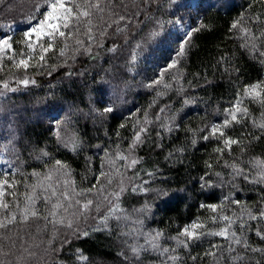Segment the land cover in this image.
Wrapping results in <instances>:
<instances>
[{"label":"snow or ice","instance_id":"snow-or-ice-1","mask_svg":"<svg viewBox=\"0 0 264 264\" xmlns=\"http://www.w3.org/2000/svg\"><path fill=\"white\" fill-rule=\"evenodd\" d=\"M218 4L227 9L230 0H218ZM13 11L12 0H0V13ZM25 20L26 28L19 39L9 24L0 25V29H8L0 32V112L8 111L4 100L9 93L39 87L33 73L54 77L63 70L66 78L74 75L81 78L86 98L82 91L80 102L87 108L86 113L78 105L66 107L51 81L49 92L36 100L47 109L45 116L55 140L54 147L74 157L84 154L88 145L73 117L123 115L131 88L128 76L131 74L134 80L136 75H141V62L157 52L161 53L163 68L157 65L152 75L143 74L142 86L152 89L155 96L142 114L140 109L128 110L136 119L126 147L115 143L110 149L96 144L94 147L103 156H97L99 165L92 166L94 157L84 155L85 173L80 185L68 160L57 158L47 144L28 151L29 144L21 145L17 130L9 125L5 143L0 145V163L7 165V170L0 171V236L10 227L27 225L33 219H42L45 229L49 225L52 228L46 241L33 240L27 247L20 245L23 252L16 256L18 264H23L25 253L28 257L35 256L34 249L39 250L41 245H46L43 248L46 255L63 253L67 246L72 264H90L84 249L75 248L73 240L88 238L95 232L110 235L115 232L122 238L124 250L119 253L122 264H144L145 256L150 254L159 258V264H188V261L204 264V258H209L211 264H264V78L237 83L226 105H217L213 119L202 121L198 127L185 125L181 115L186 106L197 103L188 91L196 85L187 79L186 67L195 36L212 27L210 22H205L207 12L202 5L193 6L190 0H33ZM229 32L241 41V48L264 65V0L249 3L245 13L231 20ZM124 50L127 55L120 68L112 61L120 59L118 54ZM232 56L222 54L216 66L223 65L225 73L231 67L239 81L240 70L231 64ZM81 57L103 63L73 68ZM199 75L194 73L193 77ZM207 83L211 86L210 81ZM170 93L175 94V101ZM164 98L168 102L161 103ZM176 103L179 107L173 106ZM252 105L261 109L259 120ZM153 108L156 112L150 115ZM249 121L252 130H246ZM126 127V123L119 124L121 129ZM182 128L191 133L187 145H165V139H171ZM116 135L120 137V132ZM201 141L214 145L209 158L203 161V174L198 179L201 192L207 190V199L197 204L200 215L179 225L175 235L167 237L174 242V246H169L163 242L164 230L145 231V221L161 205L186 197L187 189L173 188L162 178L158 163L142 167L146 160L139 150L151 142L161 152L167 149L164 160L175 163L189 146L194 148ZM18 145L25 148L42 170L32 167L30 173L22 171L26 161ZM117 162H121L119 166ZM217 167L223 170L217 171ZM129 172L131 175H127ZM88 173L93 181L81 186ZM29 176L35 183L27 182ZM242 184L257 191L254 207L249 206L248 200L239 198V193L244 191ZM21 186L26 189L22 194L23 207L18 193ZM225 187L227 192L222 191L217 197L215 189ZM127 195L136 198L139 206L125 207ZM39 201H43V211L37 206ZM89 218L92 225L87 223ZM251 233L258 238V244L250 241ZM4 238L11 241L12 247L5 251L0 245V256L10 255L16 245L11 237ZM212 238L219 240L213 243ZM205 240L208 248L195 252ZM0 264L6 261L0 259ZM55 264L66 261L59 259Z\"/></svg>","mask_w":264,"mask_h":264},{"label":"trees","instance_id":"trees-1","mask_svg":"<svg viewBox=\"0 0 264 264\" xmlns=\"http://www.w3.org/2000/svg\"><path fill=\"white\" fill-rule=\"evenodd\" d=\"M15 5V11L11 13H0V25L9 24L17 27L15 32L17 39H19L20 33L25 29L26 20L25 14L28 12L33 0H12ZM127 2V0H125ZM255 0H230L229 8L219 7L218 0H198L196 5H202L203 9L207 12L206 23H211L212 27L209 31H202L196 34L194 39L195 46L192 48L191 54L187 60V72L188 80H192L196 87L189 88L188 91L197 100L194 105L186 106L182 112V118L185 125H191L192 127H198L202 121H211L213 119L214 110L217 105L225 106L226 102L231 99L232 93L235 90L237 83L246 81H253L257 78H264V65L258 63L253 59L248 52H246L239 45L241 41L229 32V24L232 19L236 18L239 13H245L248 9L249 3H254ZM195 5V6H196ZM258 7L259 5L256 4ZM203 15V13H202ZM234 54L232 56L231 64L239 68L240 80H236L237 73L230 71L225 73L223 65L216 66L218 58L224 54ZM111 55V54H104ZM121 58L113 60L112 63L118 67H123V57L127 55V51L118 54ZM161 53L157 52L149 56L147 61H142L139 65L141 75H136L135 79H132V75L128 76L131 88L127 94V104L123 106V115L117 113L115 117L106 118H94L88 115L74 116L73 119L76 122V127L80 135L84 138L88 145L86 151L81 156H73L63 149H56L54 147L55 140L49 132V123L45 116L47 109L44 105L36 102L37 98L45 96L49 92V81L55 85L54 91L65 102L66 107L68 105H78L81 108H85L81 101V93L85 92L83 85L80 83V79L77 76L66 78L64 71H58L54 74V77H50L45 73L36 72L33 75L36 77L39 83V87L33 88L31 91L21 89V91L11 94L5 98L4 103L7 105V112H0V145L5 143L4 137L6 136L9 125L17 130L16 134L21 141V145L29 144L28 151L36 146L43 147L45 144L49 145V150L53 152L57 158L68 160L73 168V177L77 181V184H81L82 175L85 173V160L84 155L93 156L92 166L99 165V159L97 156H103L102 152H97L94 147L96 144L107 146L110 149L114 148L115 143H121L122 147H126L127 138L132 134L131 125L135 121L136 117L131 115L128 110L135 111L140 109L142 114L143 110L147 108L148 104L155 96V92L152 89H147L142 86L143 74L152 75L157 70V65L162 69L163 60L159 59ZM164 55H168L165 53ZM174 58V53H171ZM103 63V61H89L86 57H81L77 64L72 65L73 68H86L90 64ZM108 65H105L107 67ZM194 73H200L198 77H193ZM207 77V81L205 80ZM90 79V78H89ZM211 82V86H208L207 82ZM172 100L177 98L174 93L169 94ZM168 102L167 98H164L161 103ZM174 107H179L176 103ZM158 107V106H157ZM256 118L259 120L260 111L259 106H250ZM87 108H85V113ZM156 112V108L150 110V115ZM207 113V115H206ZM120 123H126L127 127L124 129L119 128ZM246 126V130L250 129ZM120 132V137H117L116 132ZM239 132L240 129L238 128ZM191 137V133L182 128L178 133L173 134L171 139L166 138L165 145H187L188 140ZM20 150L24 155L22 159L26 161L25 167L22 169L25 173H30L32 167H37L42 170V166L32 160L25 151L23 146H20ZM213 144L209 142L201 141L194 148L188 147L186 153L179 158L178 162L171 163L164 160L165 152H161L155 148L154 144L149 142L139 150V155L144 157L146 163L142 167H151L153 164L158 163L160 169L163 171V177L166 178L173 188H186L187 196L173 201L169 205H161L160 210L156 211V214L145 221V231L148 229H163L165 232L166 245L174 246V242L167 239L172 235H175L177 227L183 223H186L189 219L194 218L196 215H200L201 212L197 207L198 202H203L207 199L206 192H201L198 179L203 174L204 160L209 158L212 153ZM38 154V153H33ZM259 154V149L257 153ZM238 155V153H237ZM7 158V157H5ZM247 160V156L245 157ZM117 162V166H119ZM222 164V162H221ZM28 165H31L29 167ZM4 170H7L5 165ZM217 171L223 170L221 167H217ZM127 175H131L129 172ZM143 175V173H141ZM20 179V177H17ZM118 179V178H117ZM147 179V177H145ZM93 181L91 173H88V179L83 181L81 186H88ZM27 182L29 184L35 183V179L28 177ZM243 192L239 193L241 200H248L249 206L254 207L253 201L258 200L257 191L249 187L246 184H242ZM227 187L224 189H215L217 197L220 196L222 191L227 192ZM26 189L21 186L18 190L19 200L21 201V207H23V193ZM30 191V190H28ZM139 194H137L138 196ZM140 202H143L142 200ZM214 202V201H213ZM41 211H43V201H39L37 205ZM138 207L139 203L137 199L132 195H127L125 207ZM2 211V210H0ZM237 211H239L237 209ZM230 214V212H229ZM88 225L93 224L92 218H89ZM45 222L42 219H33L27 225H19L17 228H9L7 231H3V235L0 236V245H3L4 250L8 251L12 247L11 241L4 237H11L12 240H16V245L12 248V252L8 256H0V259H4L6 264H18L16 256L23 252L20 247L21 244H25L27 247L35 240L37 243L41 240L46 241L51 234V225L45 229ZM84 226L83 224L81 225ZM2 231V230H0ZM62 238V235H61ZM250 241L253 244H258V238L254 233L249 234ZM219 238H212V242L215 243ZM25 241L27 243H25ZM141 242H143L141 240ZM75 248H82L85 254L90 259V264H122L123 257L119 255L123 249V240L118 238L115 232L109 234L107 232H95L90 237L73 240ZM46 245H41L39 250L36 251V255L28 257L24 254L23 264H55L59 259L66 261V264H72L69 260L68 247L65 246L63 253H55L46 255L43 248ZM208 241L205 240L195 252H201L203 249L208 248ZM144 264H159V258L155 254L145 256ZM188 264H192L188 261ZM204 264H211L209 258H204Z\"/></svg>","mask_w":264,"mask_h":264},{"label":"rangeland","instance_id":"rangeland-1","mask_svg":"<svg viewBox=\"0 0 264 264\" xmlns=\"http://www.w3.org/2000/svg\"><path fill=\"white\" fill-rule=\"evenodd\" d=\"M197 2H198V0H190V3L193 6H195ZM188 23H191V21H188ZM10 26L14 29V32L17 31L16 26H14V25H10ZM25 28H26V26H25ZM3 31H8V29H6V28L0 29V32H3ZM4 167H5V164L0 163V171H3Z\"/></svg>","mask_w":264,"mask_h":264}]
</instances>
